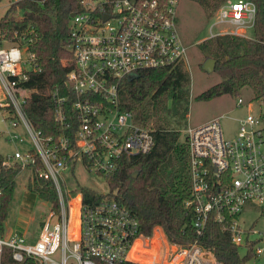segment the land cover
<instances>
[{"label":"built area","instance_id":"obj_1","mask_svg":"<svg viewBox=\"0 0 264 264\" xmlns=\"http://www.w3.org/2000/svg\"><path fill=\"white\" fill-rule=\"evenodd\" d=\"M82 3L85 10L72 16L69 36L75 66L68 83L77 95L74 108L79 121L74 130L66 110L68 96H58L57 91L55 118L69 130L44 135L36 128L25 111L23 85L36 69L35 56L27 44L0 41V109L8 122L6 132L10 141L29 144L24 152L17 148L6 155L3 164H17L23 170L40 158L41 173L52 178L58 195L37 240L29 241L23 233L8 232L0 225V264H6L9 254L18 263L115 264L135 261L148 248L150 236L140 233L139 219L130 209L107 196L84 203L82 191L70 187L66 176H75L82 165L106 180L124 156L153 148L152 129L136 123L132 112L115 104L120 79L146 68L187 64V47L177 28L178 0ZM106 14L109 18L104 19ZM213 20L209 37L254 39L257 5L253 0H225ZM239 120L232 137L225 135L219 117L185 128L192 184L186 206L194 211L197 238L188 245L175 244L171 251L162 243L161 251L152 250L148 264H222L199 241L210 221L228 231L240 249L263 251L264 231L254 228L258 218L246 227L243 213L259 212L264 217V121L253 112ZM138 239L141 243L131 254Z\"/></svg>","mask_w":264,"mask_h":264},{"label":"trees","instance_id":"obj_2","mask_svg":"<svg viewBox=\"0 0 264 264\" xmlns=\"http://www.w3.org/2000/svg\"><path fill=\"white\" fill-rule=\"evenodd\" d=\"M139 4L145 0H132ZM211 18L225 0H193ZM257 5L254 39L235 35H217L198 43L206 57L216 60L215 71L221 80L202 91L199 99L212 100L224 94L239 96L246 86L254 100H264V0ZM161 4L168 0H160ZM85 10L82 0H15L0 17V41L27 44L35 56L36 69L24 82L27 91L25 111L44 135L67 132L55 118L58 96H68L66 110L73 130L78 126L74 108L76 92L68 83V73L75 66V54L70 46V24L73 12ZM21 12V14L17 12ZM191 75L187 64L175 67L142 69L119 81L115 107L130 111L139 125L152 129L155 144L146 153L124 156L118 168L106 176L108 190L91 185H79L84 203L107 196L125 205L139 219L140 233L150 236L155 227H162L173 244L188 245L197 236L193 225L194 211L186 206L191 197L189 145L186 135L173 125L169 110L186 119L190 98ZM264 121V114H261ZM0 153V225L5 226L17 187L20 165L3 164ZM28 189L38 197L57 205L54 181L41 173L42 161L37 158L28 166ZM199 241L210 249L222 264H248L257 256L253 250L241 254L228 231L210 221ZM137 247L141 240H137ZM135 250V252H136ZM6 264H36L33 260L16 262L9 254ZM115 264H144L123 260Z\"/></svg>","mask_w":264,"mask_h":264},{"label":"rangeland","instance_id":"obj_3","mask_svg":"<svg viewBox=\"0 0 264 264\" xmlns=\"http://www.w3.org/2000/svg\"><path fill=\"white\" fill-rule=\"evenodd\" d=\"M13 1L15 0H0V17ZM217 9L213 16L209 18L204 9L193 0H178L177 28L187 47V67L191 75L190 98L187 116L185 120H182L183 123L181 125L178 124L179 116L172 108L169 110L168 115L173 125L178 126L184 135L185 128L188 125L196 126L212 118L219 117L225 135L232 137L239 128L240 118L250 112L258 115L264 114V100H254L253 91L248 86L244 87L240 95L236 97L224 94L212 100L198 98L202 91L221 80L218 72H208L203 69L202 64L207 57L198 45L202 39L208 38L211 34L213 18ZM17 13L21 14L20 11ZM239 97L244 100L242 104L238 101ZM7 125L8 122L3 119L2 110L0 109V153L5 156L11 155L17 148L24 152L29 147L28 142L16 143L10 141L6 132ZM29 177L30 169L28 168L23 169L17 177L16 194L11 203L8 217L5 220V228L8 232L23 233L29 241H35L39 237L42 223L46 219L52 205L49 201L38 197L28 189ZM66 178L70 187L91 185L102 191L108 190V184L105 179L87 171L82 165L76 168L75 176L69 174ZM243 217L246 219V227L252 226L254 219L258 218L254 228L264 231V217L259 212H244ZM147 242L148 248L139 253L140 257L133 258L135 262L148 264L151 260L152 250L158 249V251H161L162 243L166 251H171L176 246L168 240L160 226L154 229ZM260 245L263 247V251L252 258L248 264H264V240ZM240 251L241 254L249 252L247 248H241Z\"/></svg>","mask_w":264,"mask_h":264},{"label":"water","instance_id":"obj_4","mask_svg":"<svg viewBox=\"0 0 264 264\" xmlns=\"http://www.w3.org/2000/svg\"><path fill=\"white\" fill-rule=\"evenodd\" d=\"M74 15H75V12H73L71 14V16H74ZM107 18H109L108 14L105 15L104 19H107ZM202 66H203V69H205L206 71L213 72V71H215V68H216V60L212 57H207L204 60Z\"/></svg>","mask_w":264,"mask_h":264},{"label":"bare ground","instance_id":"obj_5","mask_svg":"<svg viewBox=\"0 0 264 264\" xmlns=\"http://www.w3.org/2000/svg\"><path fill=\"white\" fill-rule=\"evenodd\" d=\"M137 242L135 243V245H134V247H133V249L131 250V254H133V253H135V250H136V247H137ZM137 251V250H136Z\"/></svg>","mask_w":264,"mask_h":264},{"label":"crops","instance_id":"obj_6","mask_svg":"<svg viewBox=\"0 0 264 264\" xmlns=\"http://www.w3.org/2000/svg\"><path fill=\"white\" fill-rule=\"evenodd\" d=\"M177 20H178V17H177ZM179 31V30H178ZM179 34H180V32H179ZM180 37H181V34H180ZM181 39H182V37H181ZM203 40V39H202ZM182 41H183V39H182ZM217 118V117H216ZM213 119V118H212ZM211 120V119H210ZM209 121V120H208ZM204 123V122H203ZM201 124V123H200ZM198 125V124H197Z\"/></svg>","mask_w":264,"mask_h":264}]
</instances>
